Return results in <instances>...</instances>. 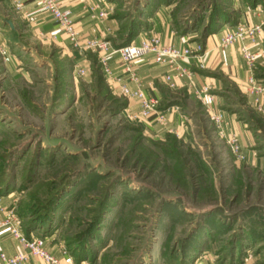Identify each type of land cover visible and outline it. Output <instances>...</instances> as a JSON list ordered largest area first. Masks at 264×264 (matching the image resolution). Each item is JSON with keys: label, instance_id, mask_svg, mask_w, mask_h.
Listing matches in <instances>:
<instances>
[{"label": "rangeland", "instance_id": "rangeland-1", "mask_svg": "<svg viewBox=\"0 0 264 264\" xmlns=\"http://www.w3.org/2000/svg\"><path fill=\"white\" fill-rule=\"evenodd\" d=\"M105 1L106 16L99 18L117 22L110 38L118 45L140 32L151 34L159 10L178 34L194 38L197 54L206 35L238 24L231 17L232 0ZM253 25L263 30L264 24ZM86 39L98 40L87 37L82 43ZM24 61L22 70H32L31 61ZM3 66L0 61V198L10 195L22 227L32 222L39 229L35 236L54 235L74 264H180L190 246H198L193 259L210 251L216 264H264L262 119L252 121L260 128L252 135L254 146L261 145L254 150L259 167L252 158L233 165L230 150L212 138L196 140L200 153L170 139L161 145H173L166 154L139 134L125 107L120 112L107 108L126 100L123 95L101 103L76 74L70 79H78L77 88L68 85L52 113V80L34 84ZM256 74L264 86V63ZM198 172L202 175L194 177ZM44 219L47 232L41 227Z\"/></svg>", "mask_w": 264, "mask_h": 264}, {"label": "crops", "instance_id": "crops-1", "mask_svg": "<svg viewBox=\"0 0 264 264\" xmlns=\"http://www.w3.org/2000/svg\"><path fill=\"white\" fill-rule=\"evenodd\" d=\"M20 1L21 6L18 8L12 0H0V48L6 49L9 56V60L4 61L0 55V61L13 76L22 75L24 79L34 84H37L36 79H50L52 86L49 90L52 94L56 84L62 79L67 86L72 85V88H77L78 79L74 80L70 77H74L78 69H83L84 74L77 77L87 81L82 84H87L88 89H92L91 95H95L98 89L96 76L99 74L108 93L118 96L121 94L117 88L108 87L100 69L99 57L106 55L112 74L116 77L121 76L130 89L134 88L135 82L131 81L123 71L124 64L117 52L114 53L110 48L106 51L92 52L72 47L67 36L59 30L52 16L41 9L37 0ZM60 1L68 6L73 14L74 27L80 39L79 44H82L84 38L94 37L109 42V46L115 49L117 43H112L110 37L116 30L117 22L114 19L97 16L100 10L108 8L109 3L105 0ZM248 5L245 6L239 0H232L233 24H264V3L261 5L259 2L254 4L251 2ZM93 7L95 9L91 10ZM95 14L96 16L93 17ZM156 15L150 27L151 33H156L162 43H171L178 47L189 46L194 49L196 41L191 40L194 38L189 33L178 34L177 30L171 28L172 19L165 16L162 11H157ZM229 27L226 26L214 34L205 36L201 42L203 43L202 51L197 54L193 50L184 64L191 71V81L186 77L176 79L175 87L171 89L165 84L164 77L166 73H173L171 68L154 61L152 55L133 63L132 73L138 78L147 94L158 96L159 109L165 112L163 124L156 122L154 118L135 120L133 124L139 128L146 141L165 145L173 139L182 145L195 147L198 152L199 148H202L198 141H206V138L218 139L230 150L228 141L234 137L244 158L238 159L232 155L233 165L238 167L240 164L248 163L252 158L251 163L259 167L260 157L254 150L260 149L261 145L254 146L257 140L252 135L260 131V128L258 123H252V121L260 118L264 122V114L253 106L246 87L251 74L255 76L256 81H261L256 74V69L264 63V27L253 41L247 40L251 52L257 56L251 67L242 58L238 42L227 46L221 45L220 39L223 34L232 30ZM142 36L141 32L138 33L130 43L139 41L143 38ZM24 59L31 61L29 66L32 70H22L21 65L25 62ZM42 70H45L46 75V71L49 74L43 77L40 75ZM46 82L48 83V80ZM126 100L125 110L128 114L138 112V100ZM216 113L222 115L220 128L216 127L210 119V115ZM9 196L0 198V207L4 210L11 209ZM6 215L7 212L0 211V221ZM46 238L48 252L55 258H61L57 238L54 235L46 236ZM24 250V246L10 235L8 229L0 228L1 252L13 255L22 253ZM207 252V255L199 254L191 264H216L210 251ZM21 264L50 263L38 256L29 255Z\"/></svg>", "mask_w": 264, "mask_h": 264}, {"label": "built area", "instance_id": "built-area-1", "mask_svg": "<svg viewBox=\"0 0 264 264\" xmlns=\"http://www.w3.org/2000/svg\"><path fill=\"white\" fill-rule=\"evenodd\" d=\"M12 1L16 7L19 8L21 6L20 0ZM37 2L43 11L52 16L59 30L68 37L73 47L82 51L90 50L92 52L111 48L106 43L96 39H86L84 43L79 44V35L77 30L74 29L73 14H71V10L68 7L62 5L60 0H37ZM94 9L95 7L91 10ZM95 16L96 14L93 15V17ZM97 16L105 17L106 14L99 11ZM261 29L262 25H245L238 23L232 30L223 34L220 39L221 45L227 46L231 43L238 42L242 58H244L246 64L251 67L257 56L251 52L247 40L253 41L257 34L260 33ZM199 49L200 46L198 45L195 51L198 52ZM115 51L118 52V56L124 64L123 71L131 81L135 82L133 89L127 86V83L123 81L121 76L116 77L112 74L106 56H100L98 62H100L103 77L106 79L110 89L117 88L119 94L127 99L138 100V112L135 114H128L129 119L135 122V120L154 118L156 122L163 124L165 122V112L159 109L160 99L154 94L149 95L145 92L138 78L132 73V65L135 61L152 55L154 61L168 66L173 70V73H166L164 76L165 84L171 89L175 87L176 79L186 77L191 81V71L184 64L188 61L190 55H192L193 50L189 46L178 47L171 43L164 44L156 34L151 33L141 38L138 42H131L117 48ZM0 55L4 61L9 60L6 49L0 48ZM76 74L77 76L82 75L84 74V70L78 69ZM246 91L247 94L251 96L253 106L264 114V86L256 81L253 74L248 78ZM210 119L216 127H221V113L211 114ZM228 144L233 156L235 155L238 159L244 158L237 144V140H235L234 137L229 139ZM0 211L7 212L6 217L0 221V228L8 229L10 235L25 248L24 252L13 255H7L0 251V264H21L29 255L38 256L50 264H74V259H72L63 246L59 247L62 257L55 258L47 250L46 236L37 237L33 232L26 234L22 227L21 219L12 208L4 210L3 207H0Z\"/></svg>", "mask_w": 264, "mask_h": 264}, {"label": "trees", "instance_id": "trees-1", "mask_svg": "<svg viewBox=\"0 0 264 264\" xmlns=\"http://www.w3.org/2000/svg\"><path fill=\"white\" fill-rule=\"evenodd\" d=\"M208 31H212V27H210V29H208L206 32H208ZM210 32H208V33H210ZM132 38L133 37H130L129 38V41H127L125 44H120V45H118V44H116L115 46V49L116 48H118V47H121V46H123V45H127V44H129L130 43V41L132 40ZM258 77H259V75H257ZM259 78H263V77H259ZM96 79H97V83H98V89H97V91H96V93H95V96L99 99V101L101 102V103H103L109 96H113V95H110L109 93H108V91H107V88H106V86H104V84H103V82H102V80L103 79H101V76L98 74V76H96ZM66 89H67V83L65 82V80L64 79H62V81L61 82H58L57 84H56V88H55V91H54V94H53V96H54V98H53V103H52V108H51V111H52V113L62 104V100L64 99V95L66 94ZM111 99H113V98H111ZM108 100V99H107ZM126 106V100H122V101H118V102H116L113 106H111V107H107V108H109L111 111H113V110H115V111H121V109H123L124 107ZM138 132H139V134L140 135H142L141 134V132H140V130H139V128H138ZM173 140V139H172ZM174 141L175 140H173L172 142L174 143ZM149 142V141H148ZM152 143H155V144H158V145H160L161 146V144L160 143H157V142H152ZM163 147V149H164V151L163 152H165L166 154H168V153H172L173 152V145H171V147L169 148H166V147H164V146H161V148ZM202 169L204 168V166L201 164V165H199ZM202 169L201 170H198V171H202ZM197 171V170H196ZM202 174H200L199 172H198V174L197 173H194L193 174V176L195 177V176H198V177H200ZM1 194V193H0ZM56 199L57 198H54L53 200H52V203L50 204V206H49V210L50 209H52V208H54L55 207V204H56ZM50 212H52V211H50ZM49 212V215H51V213ZM49 215H47V217L46 218H49L50 216ZM45 220V219H44ZM47 220V219H46ZM43 221V223H44V225H42L41 224V227H42V229L44 228L45 230H44V232H47L48 231V227H47V222H49V221ZM23 228H25V232H26V234H29L30 232H35V234H37V232L36 231H39V229H38V227H36V226H34V224L32 223V222H30L28 225L27 224H24V226H23ZM38 235V234H37ZM198 244H199V242H198ZM197 244V245H198ZM198 246H190V248H187L186 250H185V253H184V257H185V261L183 262V263H180V264H191V262H192V260H193V258L195 257H192V258H190L191 256V253L192 252H195V249L197 248Z\"/></svg>", "mask_w": 264, "mask_h": 264}]
</instances>
